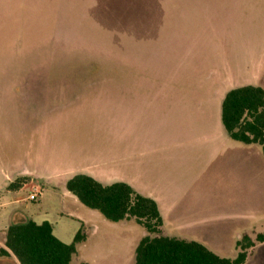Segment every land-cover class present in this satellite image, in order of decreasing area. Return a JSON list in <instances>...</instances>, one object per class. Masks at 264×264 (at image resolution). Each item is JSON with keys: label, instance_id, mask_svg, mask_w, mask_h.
Wrapping results in <instances>:
<instances>
[{"label": "rangeland", "instance_id": "rangeland-1", "mask_svg": "<svg viewBox=\"0 0 264 264\" xmlns=\"http://www.w3.org/2000/svg\"><path fill=\"white\" fill-rule=\"evenodd\" d=\"M244 85L264 87V0H0L1 178L29 164L41 178L30 180L44 189L28 203L38 212L34 220L49 221L67 244L84 227L87 240L71 264H134L145 229L74 202L67 179L84 172L104 182L132 181L160 201L166 235L168 189L158 183L170 175L177 197H185V215L219 194L217 214L225 207L262 212L260 149L259 159L223 146L202 112H214L220 128L224 95ZM180 128L179 151L189 156L171 168L164 148L173 138H163ZM192 131L210 133L194 141ZM188 203H195L189 212ZM6 213L0 209V222ZM219 218L215 232L223 240L195 230L180 234L234 258L243 235L229 240L231 223ZM245 232L256 241L245 264H264V242L257 241L264 221ZM0 263L19 264L14 256Z\"/></svg>", "mask_w": 264, "mask_h": 264}, {"label": "trees", "instance_id": "trees-1", "mask_svg": "<svg viewBox=\"0 0 264 264\" xmlns=\"http://www.w3.org/2000/svg\"><path fill=\"white\" fill-rule=\"evenodd\" d=\"M152 7V6H151ZM221 120L229 138L244 145H258L264 155V87L244 85L226 92L221 105ZM25 179L10 184L19 189ZM66 189L79 202L99 212L106 220L120 223L135 220L146 235L135 250V264H245L256 241L244 235L237 241L236 257H223L205 245L162 233L164 225L157 202L138 193L130 184H103L92 176L77 174L66 183ZM82 227L72 243L67 244L54 234L53 225L30 220L13 224L6 231L0 257L14 256L19 264H71L78 245L86 241ZM257 241L264 242L259 234Z\"/></svg>", "mask_w": 264, "mask_h": 264}, {"label": "crops", "instance_id": "crops-1", "mask_svg": "<svg viewBox=\"0 0 264 264\" xmlns=\"http://www.w3.org/2000/svg\"><path fill=\"white\" fill-rule=\"evenodd\" d=\"M30 1H32V0H30ZM109 6H112L111 3L109 4ZM150 6L155 7V8L160 10V7H158V5H151L150 4ZM138 15L141 17V21H148V19H150L149 15L148 16L146 15L145 17L143 16V14H138ZM138 15H136V16H138ZM161 15H163V14L161 13ZM153 16H158V15H153ZM151 21H156V17H154L153 20H151ZM166 29H167V27H166ZM166 35H169V34H166ZM222 102H223V99L219 105V113H218V117H217V123L219 122L218 124L220 125V128L214 127V125H213L212 113H214V112H212L211 110H209L208 112L202 111L205 114H209L208 115L209 121H210L209 131L217 133V135L220 137V140H221L223 146L227 144L226 146H228L229 148H231L235 152L242 151V152L248 153L249 155H253L255 157H258L259 154H257V152H258L257 149H260L259 151L261 152V155L263 157L261 159L259 157L258 158L264 163V155H263V152H262V149L260 146H258V145L247 146V145H242L240 143H234V142H233L234 144L231 143V139L229 138L228 134L226 133V131L223 127V124H222V120H221ZM176 120H178V119H176ZM183 133H185V132H183L182 129L180 128V130L178 132L170 131L169 133L165 134L166 137L163 138V139H166V138L172 139L173 138V140H171L167 144V146L164 148V150L165 149L168 150L166 152H168V154H169V158H170L169 163H173L171 168L174 166V162H176V163L182 162L183 158H185L186 155H188L187 152H189V151H179L181 149L180 146L184 141L182 138ZM209 133L210 132H208V133H205V132L196 133V132L192 131V133L190 132V134L193 136H197V137L189 136V139L193 138L194 141H198V140L203 139L204 136H207V134H209ZM168 136H170L171 138L170 137L168 138ZM178 136H179V138H178ZM160 142L161 141H159V145L162 144ZM228 143L231 145H228ZM186 160H188V159H186ZM186 160H183V162ZM28 163H29V161H28ZM126 168H128V166H126ZM77 174H86V175L92 176L97 181H99L103 184H112V183H116V182H125V183L130 184L138 193H140L144 196H147L149 198H152L157 202V204L159 206L160 213H161L163 220H164V225L162 227V230L164 228H166L167 220H166V217L164 216L162 205H161L160 201H158L157 198L154 197L153 195H151L149 193H144L143 191L139 190L136 187V185L132 183V181H130L128 179H120V180L104 182V181H101L98 178H96L94 175L84 173V172H79V173L73 174L71 177H69L67 179V181ZM137 175L141 176L140 171H137ZM32 176L33 177L35 176L38 179H41L40 176L38 177V171H36V170L29 171V164H27V165L22 164L21 166H19V168L17 169L14 176H10L7 173L6 176L1 178V175H0V209H4L7 211L6 221H4V223L0 222V238H1L0 240L2 243H4L6 231L8 230V228L11 225L26 223L30 220L35 221L34 219L38 215L37 211L29 208L28 203L32 201V200H30V196L32 194L38 193L39 194L38 198H40L42 196V192L44 189L41 185H38L39 184L38 181L37 182L34 181L35 179L30 180V177H32ZM170 176H171V180L169 179V177L166 176L167 178L165 180H163L161 183H158V186H159V184H161L160 188L162 186H164V188L168 189V190L164 191V193H165L164 198L169 203L167 211L169 213V220H170V222H169L170 234L167 236L176 237V238L185 239V240L197 241V242L205 245L206 247L210 248L211 250H213L211 248V245H208L204 240H201V239H199L193 235H189V234L186 235V234L181 233L182 234L181 235L180 232H183L184 230H185V232L186 231L188 232L190 230H195L196 232L201 231L202 234H204V233L208 234L209 238L214 237L217 240H223V239H225V237H221L217 234V232H215L216 227L221 223V222L216 221V217H220L219 219L224 220L225 222L228 221L227 223H231L230 225L232 227L231 228L228 227V228H230L232 230H231V232H228V236H227V238L229 240H231L232 237H233V239L234 238L237 239V236L239 234H242L243 236L248 234L245 231H249L250 227L256 226L258 223H261L264 221V208L261 209L262 212H260V213L256 212L255 213V212H251V211H245L246 208L245 209L241 208V210H237V211H229L231 208L225 207V208H222L220 213L217 214L216 209L212 208V207L214 206L215 203H217L218 201H220V199H222V198H220V194L217 195L218 198H216V199L212 198V200H209V199L207 200L209 202H212L211 204H207V206H200V209H197V210L194 209L195 211L193 210V212L196 213L195 216H192L193 212L187 213L188 215H185V214H183V212H181V209H183L184 207L180 208V204H182V201L185 199V197L184 196L183 197H177L179 195V193H176L173 191V184L174 183L172 182V180L174 179V176L173 175H170ZM172 177H173V179H172ZM19 179H25L26 181L19 189L11 190L9 188L10 184L16 182ZM163 182H164V184H163ZM65 187H66V185H65ZM66 191H67V189H66ZM25 192L28 193L27 196L23 195V193H25ZM67 192L74 199V202L79 201L72 193H70L69 191H67ZM68 194H67V197H68ZM195 199H199V198H195ZM194 204L195 203L186 204L187 212H189V208L191 206H193ZM77 205H79V204H77ZM35 222L38 224H41L44 221H40V222L35 221ZM83 223H85V225H86L85 221H83ZM120 223H122V222H120ZM235 223H236V226H235ZM115 224H118V223H115ZM210 224H212L211 227L209 226ZM226 226L221 227V228L222 229L226 228ZM53 228H54V226H53ZM176 232H179V234H177ZM54 234H55V229H54ZM164 235H166V234H164ZM86 240H87V238H86ZM238 240H240V239H238ZM238 240H236V243ZM84 243H82V246L84 245ZM213 251L217 253V251H215V250H213ZM223 257H226V256H223ZM134 264H135V258H134Z\"/></svg>", "mask_w": 264, "mask_h": 264}, {"label": "built area", "instance_id": "built-area-1", "mask_svg": "<svg viewBox=\"0 0 264 264\" xmlns=\"http://www.w3.org/2000/svg\"><path fill=\"white\" fill-rule=\"evenodd\" d=\"M38 197H39V194H38V193H36V194H32V195L30 196V200L35 201V200H37Z\"/></svg>", "mask_w": 264, "mask_h": 264}, {"label": "flooded vegetation", "instance_id": "flooded-vegetation-1", "mask_svg": "<svg viewBox=\"0 0 264 264\" xmlns=\"http://www.w3.org/2000/svg\"><path fill=\"white\" fill-rule=\"evenodd\" d=\"M2 264H5V263H2ZM6 264H8V263H6Z\"/></svg>", "mask_w": 264, "mask_h": 264}, {"label": "water", "instance_id": "water-1", "mask_svg": "<svg viewBox=\"0 0 264 264\" xmlns=\"http://www.w3.org/2000/svg\"><path fill=\"white\" fill-rule=\"evenodd\" d=\"M0 264H2V263H0Z\"/></svg>", "mask_w": 264, "mask_h": 264}]
</instances>
